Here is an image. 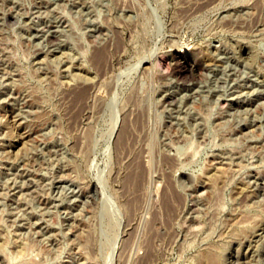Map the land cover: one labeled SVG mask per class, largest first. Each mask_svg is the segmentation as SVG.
<instances>
[{"label": "rangeland", "instance_id": "1", "mask_svg": "<svg viewBox=\"0 0 264 264\" xmlns=\"http://www.w3.org/2000/svg\"><path fill=\"white\" fill-rule=\"evenodd\" d=\"M0 264H264V0H0Z\"/></svg>", "mask_w": 264, "mask_h": 264}, {"label": "bare ground", "instance_id": "2", "mask_svg": "<svg viewBox=\"0 0 264 264\" xmlns=\"http://www.w3.org/2000/svg\"><path fill=\"white\" fill-rule=\"evenodd\" d=\"M182 57L181 58H184V56L183 55H181ZM165 60V59H164ZM183 66V65H182ZM185 67V66H184ZM187 68H190V71H196L197 70V67L195 66V63L194 62H192V63H190V62H188V67ZM185 69V68H184ZM183 73V72H182ZM254 186V185H253Z\"/></svg>", "mask_w": 264, "mask_h": 264}]
</instances>
